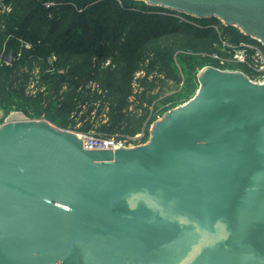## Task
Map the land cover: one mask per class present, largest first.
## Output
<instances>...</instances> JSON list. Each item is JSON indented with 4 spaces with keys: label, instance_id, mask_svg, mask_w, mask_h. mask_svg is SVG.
I'll return each mask as SVG.
<instances>
[{
    "label": "water",
    "instance_id": "water-1",
    "mask_svg": "<svg viewBox=\"0 0 264 264\" xmlns=\"http://www.w3.org/2000/svg\"><path fill=\"white\" fill-rule=\"evenodd\" d=\"M264 46V0H136ZM13 64V54L7 60ZM146 143L0 125V264H264V84L213 66Z\"/></svg>",
    "mask_w": 264,
    "mask_h": 264
},
{
    "label": "trees",
    "instance_id": "trees-1",
    "mask_svg": "<svg viewBox=\"0 0 264 264\" xmlns=\"http://www.w3.org/2000/svg\"><path fill=\"white\" fill-rule=\"evenodd\" d=\"M7 3L11 11L0 15V54L4 50L5 56L13 54L19 59L22 51L24 59L41 58L44 68L40 78L46 88L35 97H26L25 83L30 76L15 74V64H0V108L9 114L17 105L33 120L44 119L60 128L73 124L71 116L84 101L99 98L96 93L85 96L79 90L96 79L106 92L110 111V121L101 126V132L107 136L119 134L120 138L144 133L142 142L146 143L149 132L148 128L143 130L145 117H132L131 127L125 121L130 114L127 111L134 75L148 62V68L159 64L169 69L172 60L178 58L191 76L205 65L217 67L218 63L210 56L222 54L214 47L220 40L216 28H207L222 24L216 19L202 21L183 16L200 23L201 27H196L163 14L175 13L135 0H8ZM227 33H233L230 42L234 44L250 40L234 27H225L223 34ZM24 41L30 42L31 47L23 48ZM200 48L207 53L206 57L201 58ZM51 56L58 59L53 64L54 70L48 71ZM105 59L110 64L98 72L97 61ZM65 63L73 65L66 67ZM230 66L245 73L249 70L245 65ZM161 72L167 73L164 69ZM190 83L191 78L177 96L154 97L150 104L155 113L163 114L189 98L195 90ZM17 98L19 101L14 102ZM28 106L34 108V116ZM125 123L127 129L123 130ZM92 127L86 122L80 131L86 133Z\"/></svg>",
    "mask_w": 264,
    "mask_h": 264
},
{
    "label": "rangeland",
    "instance_id": "rangeland-1",
    "mask_svg": "<svg viewBox=\"0 0 264 264\" xmlns=\"http://www.w3.org/2000/svg\"><path fill=\"white\" fill-rule=\"evenodd\" d=\"M6 2H8V0H6ZM9 8H11V6ZM8 9H7V11H8ZM163 14H167V16L170 15L168 13H163ZM171 16L180 19L179 22L186 21V22H189V24L195 25L196 27H201L200 23H197L191 19H186L185 17H183L179 14H176V15L172 14ZM52 17L53 16H49V18H52ZM215 25H210L207 27L213 28V29L216 28V33L219 34L218 38L220 40L218 43H216V46H214V47L218 48L220 50L222 40H228V42H230L232 39L233 33H227L228 35H225V34H223V29L226 26L223 24H215ZM238 31H239V33L241 32L240 30H238ZM22 45L24 46V47L23 46L22 47L25 49L31 47V43L26 42V41H24V43ZM199 51H201V52H199V55L201 56V58L206 57L207 53L204 52L203 49L200 48ZM4 54H5V51L3 50L2 53L0 54V64L1 65L6 64L9 66H13L15 64L16 65L15 70H14L15 74H18V75L27 74L30 76L29 79L27 80V82L25 83L26 97H35L39 93H43L45 91L44 89L46 88V86L44 84H42L41 78H40V74L44 68V65H43L41 58H39L38 60H36V59L33 60L31 57L24 59V53L21 51L19 54L22 56L18 57L19 59L14 58V56H13V64H10L7 62L9 56L6 55L7 56L6 57ZM213 55L214 54H212L210 57L212 58ZM57 59H58L57 56H51L48 59L49 66L51 65L48 68V71L54 70L53 64L55 63V61L57 62ZM97 63L100 66L97 67L96 69L98 70V72H100L101 68L108 67V65L110 64V60H106V59L105 60H98ZM171 63L172 64H171L170 68L166 69L165 66H161L162 63L160 64L161 67H159V64H156L154 68H148L149 67L148 66L149 62H148V64H145L142 67V69L134 75L133 81H132L133 91H132V95H131L130 100H129V108L127 111V113H130V114L127 115V119L125 120V121H128L126 123L129 124L130 127L132 125V120H133L132 117L139 118V117L143 116L146 119V122L144 124L145 126H144L143 130L148 128V132L150 135V131H151L153 124L156 121L162 119L163 116L167 112L174 109V108H172V109L164 112L163 114L157 115V113H155V111H154V107L152 106V104H150V101L153 100V98L156 96H158V97L159 96L168 97V96H175V95L177 96L178 94H176V93L181 92L180 90H182L184 88L183 85H185L188 82L189 78H191V81H192V83H190V86L194 84L195 90L189 98H187L186 100L178 102L177 107H180V106L188 103L190 100H192L196 96L197 91L199 89L198 75L203 69L208 67V65H205L203 68H199L197 71H195V73L193 72L194 74H192L191 76H188L185 65L183 66V64L178 60V58L172 60ZM213 63H215V62H213ZM65 65H67L66 67H71L73 64L72 63L71 64L65 63ZM162 69L166 70L167 73L161 72ZM239 69H237V70L241 71ZM171 71L173 72V74L170 75ZM185 71H186V73H185ZM245 71H246V74H248L251 79L254 80L257 78V75L254 76V73L251 70L250 71L245 70ZM18 82L22 83V80H20ZM79 90L82 93H84L85 96L87 94L91 95V94L96 93L99 98L96 101L93 97L90 100H88L89 99L88 98L87 101H84L82 103V105L79 107L78 112L74 113L73 116H71V122L73 124H71L67 128H60V127L59 128L62 130L74 132L77 135H84V134L99 135V134H101V135L107 136L106 133H103L100 130V128L103 124H106L110 121V118H109V112L110 111L108 110V104L109 103L106 101V97H105L106 92L104 90H102L99 81L96 79L89 82V84H87V86L85 88L80 87ZM18 101H19L18 98L14 99V102H18ZM102 105H103V107H102ZM167 106H169V105L167 104V105L161 106L158 109V111H160L161 109H164ZM27 108H29L30 115L34 116V114H35L34 108H31V106H28ZM92 108H94V109H92ZM15 113L25 114L23 112V110L17 109V105H15V107L12 109V111H10L9 114H7L6 111H4L3 109L0 108V115H1L0 125L4 124L7 121L8 117L11 116L12 114H15ZM25 115L28 116L27 114H25ZM151 119H153V121L151 122V124L149 126H147V124L149 123V121ZM36 120H42V119H36ZM86 122H88L90 125H93V127L88 132L85 133V132L80 131V129L86 125ZM126 123L123 125V130L125 129V127L127 129ZM133 126H135V125H133ZM143 134L144 133H139V134L131 136V137L136 138L137 136H140ZM113 136H120V135L116 134ZM134 142H133V146L144 144L142 142V138H140L138 141H136L135 142L136 144H134Z\"/></svg>",
    "mask_w": 264,
    "mask_h": 264
},
{
    "label": "built area",
    "instance_id": "built-area-1",
    "mask_svg": "<svg viewBox=\"0 0 264 264\" xmlns=\"http://www.w3.org/2000/svg\"><path fill=\"white\" fill-rule=\"evenodd\" d=\"M9 4L5 0H0V15L6 13ZM11 8L7 12H10ZM222 54H214L212 58L218 63L216 68L225 71H238L231 69L230 65H245L257 75L256 79H251L258 84H264V46L254 40L241 41L238 44L230 43L228 40H222L221 49ZM224 55V56H222ZM1 117V115H0ZM83 141L84 148L88 151L95 150H116L121 147H132L133 142L138 141L143 135L135 137L119 136H105V135H92L84 134L78 135ZM134 142V144H136Z\"/></svg>",
    "mask_w": 264,
    "mask_h": 264
},
{
    "label": "bare ground",
    "instance_id": "bare-ground-1",
    "mask_svg": "<svg viewBox=\"0 0 264 264\" xmlns=\"http://www.w3.org/2000/svg\"><path fill=\"white\" fill-rule=\"evenodd\" d=\"M5 2H6V0H5ZM7 3V2H6ZM170 15H172V14H170ZM174 15V14H173ZM222 23V22H221ZM223 24V23H222ZM224 25V24H223ZM208 28V27H207Z\"/></svg>",
    "mask_w": 264,
    "mask_h": 264
}]
</instances>
